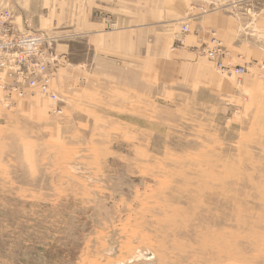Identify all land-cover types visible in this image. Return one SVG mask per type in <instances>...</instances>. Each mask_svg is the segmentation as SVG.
<instances>
[{
  "label": "rangeland",
  "instance_id": "rangeland-1",
  "mask_svg": "<svg viewBox=\"0 0 264 264\" xmlns=\"http://www.w3.org/2000/svg\"><path fill=\"white\" fill-rule=\"evenodd\" d=\"M161 1L0 6L55 96L0 89V264H264V63L215 31L208 69L175 59L195 8L264 23V0Z\"/></svg>",
  "mask_w": 264,
  "mask_h": 264
},
{
  "label": "crops",
  "instance_id": "crops-1",
  "mask_svg": "<svg viewBox=\"0 0 264 264\" xmlns=\"http://www.w3.org/2000/svg\"><path fill=\"white\" fill-rule=\"evenodd\" d=\"M32 1L33 0H19L18 4L21 3V6L26 4L28 7V4ZM164 1L165 0H162L161 3ZM7 3L8 0H0V6L3 8L8 6ZM229 3L230 1H228L226 4L227 6H223L221 10L210 13L205 12L201 15L200 11L198 9L196 10L194 7L196 13L191 14L192 20H195L193 23L194 25L191 26L193 34L185 37L183 44L177 46V52L175 53V59L177 60L178 66L190 65L192 67L200 66L204 69H208V64L205 62L204 58L196 56L193 48L198 44L206 43L209 31H215L217 33L222 40L223 45L227 51H229L231 60H234L236 56H241L248 62L254 63V66L264 63V47L257 46L260 38L255 37V35H257L256 33L243 32V28L247 27L250 30H253V28L261 29V27H264V23L261 21V18L257 19V17H254L251 20V18L249 19V17L245 16V13H242L243 15L237 13ZM113 9L116 8H110V10ZM128 9L129 8L126 7L127 12ZM30 13L29 14L33 17L32 12ZM174 13L177 16L175 21L181 20L182 13L181 8L178 5L177 12ZM11 15L13 24L16 25L19 30L22 29V21L30 18L25 15L23 11L20 15L12 11Z\"/></svg>",
  "mask_w": 264,
  "mask_h": 264
},
{
  "label": "built area",
  "instance_id": "built-area-1",
  "mask_svg": "<svg viewBox=\"0 0 264 264\" xmlns=\"http://www.w3.org/2000/svg\"><path fill=\"white\" fill-rule=\"evenodd\" d=\"M41 41L42 35L16 34L11 13L6 9L0 10V89L7 91L9 97L20 98L26 91L36 90L54 100L51 81L42 73L43 69L45 72L44 64L28 71L22 69L37 54ZM38 73L41 74L39 81L35 78ZM3 78L8 81L6 84Z\"/></svg>",
  "mask_w": 264,
  "mask_h": 264
}]
</instances>
